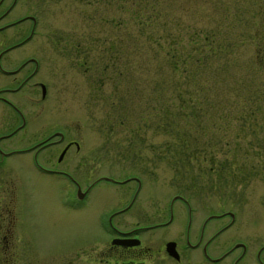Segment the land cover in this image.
Masks as SVG:
<instances>
[{
  "label": "rangeland",
  "instance_id": "374dc122",
  "mask_svg": "<svg viewBox=\"0 0 264 264\" xmlns=\"http://www.w3.org/2000/svg\"><path fill=\"white\" fill-rule=\"evenodd\" d=\"M24 14L36 18L32 37L7 53L4 64L13 67L20 58L32 56L39 59V71L21 90L6 94L18 112L0 102V137L12 132L0 139L2 149L25 148L53 127L68 128V134L80 130L87 141L84 148L97 156L90 164L92 177L121 179L132 173L141 177L135 201L139 210L156 214L160 210L159 216L166 218L171 196L182 194L198 220L221 213L208 222L210 228L229 220L228 211L234 213V226L218 236L214 252L227 247L229 235L252 244L264 242V0H17L6 18ZM31 23L26 19L7 28V42H13L19 31L28 33ZM200 30L214 33L232 61V76L244 77L234 81L242 88L239 92L227 89L230 81L224 80L222 86L220 80L213 98L218 103L214 119L221 130L225 125L227 129L214 132L215 163L197 157L191 165L181 166L176 129L184 124L179 120L169 126L167 119L155 116L159 92L154 83L164 78L160 94L178 102L174 82L182 91L188 84L182 76L174 78L160 59L176 36L190 48L196 46L191 41ZM157 39L163 57L156 51ZM7 80L0 75V86L16 84ZM36 81L45 85L44 97ZM127 87L136 89L124 95ZM20 114L23 126L12 130L21 123ZM220 137L227 138L228 147ZM46 153L34 157L32 151H18L0 157V234L9 225L4 215L14 219L9 241L0 238V264H86L74 261L73 254L98 231L89 208L114 199L124 203L135 187L133 181H101L83 210L66 209L60 200L72 190V181L45 169L74 171L75 160L45 162ZM81 176L77 178L84 186L87 180ZM173 207L174 221L157 233L171 235L182 227L179 199ZM249 259L245 261L252 264Z\"/></svg>",
  "mask_w": 264,
  "mask_h": 264
},
{
  "label": "flooded vegetation",
  "instance_id": "af4514ba",
  "mask_svg": "<svg viewBox=\"0 0 264 264\" xmlns=\"http://www.w3.org/2000/svg\"><path fill=\"white\" fill-rule=\"evenodd\" d=\"M16 1L0 0V75L8 77L7 81L16 80V84H13V86L9 84L0 86V102L18 112V105L6 94L21 90L26 82L37 75L39 59L27 56L20 58L19 62L13 67L4 64V56L7 53L18 47L21 48L32 37V33L30 34L31 26L29 33L27 31H19L14 35V41L8 43L7 28L26 19L31 20V25L36 24V21L34 23V20L30 17L31 15L27 14L13 20L6 18ZM32 58H35L36 62L31 60ZM28 63H32V68H26ZM37 83L39 86L41 85L40 81ZM20 118L21 123L12 130L23 126L24 118L21 114ZM68 131V128L53 127L50 132L36 139L25 148H11L8 150L0 147V157L3 158L18 151H32L33 156L37 157L38 154L47 150V153L43 155L45 162H50L54 158L55 162L59 163L66 158L70 161L75 160L74 168L76 169L73 168L74 171L62 167H48L45 169L55 173L58 172L72 181V190L62 194L63 196L60 200V205L70 210H83L86 202L91 197V190L101 181L113 184H127L131 181L135 183V187H133L132 193L126 202L122 203L114 199L110 203H102L103 205L95 203L89 208L98 231L92 234L89 240H85V245L77 246V250L73 254L74 261H82L86 264H166V262L168 264H251L249 261H245V258H250L249 260L252 261V264H264V242L252 244L247 239L236 237L235 231L233 233L234 238L232 235L228 236L230 241H228L227 247L219 252H214L218 236L234 226L235 215L233 213L232 216L230 214L231 211L228 212L230 215L229 220L221 226L210 228L208 227V222L213 218H218L221 213L208 214L198 220L190 200L182 194L171 196L166 218L159 216L160 210H158L157 214L148 209L139 210L135 201L143 183L141 177L133 173L121 179L106 174L92 177L93 172L90 164L97 156H91L90 150L84 148L87 141L81 138V136L83 137L82 131L71 130L70 134H68ZM11 134V131L3 133L0 139ZM57 149L58 151L56 152ZM41 167L43 168V166ZM79 176L87 180L84 186H81L82 184L77 178ZM175 195L177 196L174 197ZM177 199L182 204L181 209L184 214L182 227L178 226L176 232L171 235L157 233V230L168 227L174 221L175 210L173 204ZM87 204L89 203L87 202ZM8 205L5 204L6 209ZM100 205L102 207L98 208ZM9 211H11V208L8 206ZM156 215L158 219H156ZM9 217L4 215V219L6 218L9 221V225L6 233L1 230L3 234H0V238L6 242L9 241L13 233L11 226L14 219L11 217L9 219ZM165 236L168 238H165ZM169 241H174L176 252L169 253L167 251L166 243ZM65 257L70 259L68 255ZM69 261L70 263L74 262Z\"/></svg>",
  "mask_w": 264,
  "mask_h": 264
},
{
  "label": "trees",
  "instance_id": "16d2710c",
  "mask_svg": "<svg viewBox=\"0 0 264 264\" xmlns=\"http://www.w3.org/2000/svg\"><path fill=\"white\" fill-rule=\"evenodd\" d=\"M200 31V33L199 31L193 33L195 39L191 42L192 44L193 42L196 43L193 48H190L191 44L185 43L176 36L172 44H168L164 57L162 42L160 43V39L155 40L159 46L156 51L163 57L160 60L161 62L163 61L165 69L169 66L174 78L180 79L182 76L184 84H188V87L184 89L186 94L183 96L182 92L184 90L179 89V84L174 82L175 89L178 91L177 97H181L178 98L177 103H174L172 100H167L163 94H160L165 89L164 78L154 83L156 84L155 92H159L158 97H156L158 100L153 105L155 116L161 115V117L167 119L169 126L179 123V120L183 121L184 124L180 129H176L178 132L176 136L180 139V154H183V157L179 160L181 166L189 165L193 158L197 159V157L204 163L208 160L212 161V165L215 163V150L212 142L215 138L214 132L218 129V131L227 133V129H225V125L221 130V125L214 119L218 103L215 100L213 101V98H216L220 80L222 86L226 84L223 82L224 80L230 81L229 85L226 84L227 89L230 87L233 90L237 89L239 92L242 88L237 83L234 84V81H240L244 77L243 74H238V76L234 74L232 76L230 69L232 61L227 59V51L216 43L214 33L210 31L204 32V30ZM173 33L178 34L181 32L173 31ZM222 55L226 58H223ZM221 59L223 60L221 61ZM158 67L160 68L159 62ZM124 72L121 71L122 77L126 78V73L123 74ZM165 72L168 73L167 70ZM128 89L134 91L136 88H125L123 90L124 95L128 94L125 93ZM255 94H258V88L255 90ZM168 105L170 106V111H168ZM224 139L225 141L222 144L228 147L227 138L220 137V140ZM220 165H223L222 162H220ZM209 169H213V166Z\"/></svg>",
  "mask_w": 264,
  "mask_h": 264
},
{
  "label": "water",
  "instance_id": "95a60500",
  "mask_svg": "<svg viewBox=\"0 0 264 264\" xmlns=\"http://www.w3.org/2000/svg\"><path fill=\"white\" fill-rule=\"evenodd\" d=\"M31 17L33 18L34 22H35V17L31 15ZM32 60H34L36 62V59L35 58H32ZM42 92L44 93L45 92V87L44 85H42ZM230 214L233 216V212H230ZM174 246H175V243L174 241H169L167 242L166 244V248H167V251L169 253H173V251H175L174 249Z\"/></svg>",
  "mask_w": 264,
  "mask_h": 264
}]
</instances>
